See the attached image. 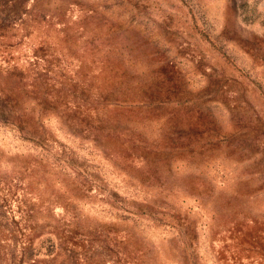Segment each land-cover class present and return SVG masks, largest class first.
Masks as SVG:
<instances>
[{
    "label": "rangeland",
    "instance_id": "obj_1",
    "mask_svg": "<svg viewBox=\"0 0 264 264\" xmlns=\"http://www.w3.org/2000/svg\"><path fill=\"white\" fill-rule=\"evenodd\" d=\"M0 264H264V0H0Z\"/></svg>",
    "mask_w": 264,
    "mask_h": 264
}]
</instances>
